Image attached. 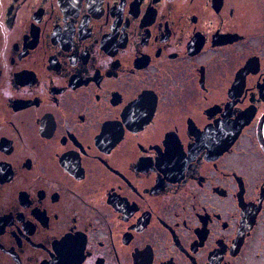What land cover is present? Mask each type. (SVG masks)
<instances>
[{
  "label": "flooded vegetation",
  "instance_id": "obj_1",
  "mask_svg": "<svg viewBox=\"0 0 264 264\" xmlns=\"http://www.w3.org/2000/svg\"><path fill=\"white\" fill-rule=\"evenodd\" d=\"M0 264H264V0H0Z\"/></svg>",
  "mask_w": 264,
  "mask_h": 264
}]
</instances>
